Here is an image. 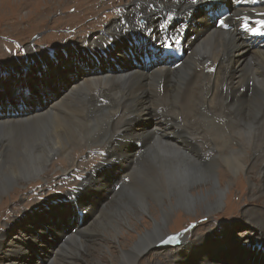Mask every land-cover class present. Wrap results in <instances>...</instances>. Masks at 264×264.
<instances>
[{
    "label": "bare ground",
    "instance_id": "bare-ground-1",
    "mask_svg": "<svg viewBox=\"0 0 264 264\" xmlns=\"http://www.w3.org/2000/svg\"><path fill=\"white\" fill-rule=\"evenodd\" d=\"M94 1L97 0H84V3L90 6ZM228 1L220 0L211 5L208 11L216 5H231ZM255 1H259L260 6L254 7ZM109 3L112 4L111 1ZM209 3V0H134L130 10L122 12L101 33L87 30L84 42L69 44L64 54H57L55 63L51 60L52 66L48 65L50 61L36 57L33 61L36 69L42 65L45 67L33 73L41 70L39 73L43 75L42 78L50 80L48 83L40 85L16 80L10 76L13 72L6 75L8 79L0 77V87H6L16 80L21 90L29 89L27 93L38 98L40 106L32 111L26 109L15 120L8 119L7 114L0 116V152H3L10 138L15 137L16 141L18 136L17 142L21 145L19 150L13 151V157L9 156V160L0 158V196L11 187H20V181L39 178L47 170L51 157L59 151L61 154L55 161H63L66 169L68 164L70 169L75 165V169L78 168L75 160L82 155L79 150H95L98 144L104 149L101 158L87 159L80 166L90 168L93 163L102 161L91 174L83 173L81 187L66 193L67 206L64 209L55 208L60 223L67 224L74 217L78 229L76 233L64 234L65 240L57 244L63 251L71 248V245L75 246L74 252L67 255L59 252L60 258L65 259L60 264L82 261L85 264H140L142 254L156 248L168 235L171 216L177 209H184L195 219L203 217L200 224L211 226L216 221H227L214 219L210 224L206 215L210 217L221 211L224 201L229 200L226 190L232 188L228 180L233 179L238 183L236 187L245 191V178L249 182V189L260 188L264 192V165L260 168V186L255 184L252 175L249 176L254 166L250 167L244 151L246 147H254L255 159L264 161V40L259 38L261 44L256 46L237 28L227 31L216 28L210 24L207 14L200 16L205 26L194 28L190 23L199 19L197 15L201 13V5ZM246 4L253 8L245 9L264 15V0H246ZM81 9L78 6L73 19L79 20L89 13ZM187 12H194L190 19ZM174 15L186 16L187 31H196L201 39L199 42L189 41L191 53L186 56L184 64L171 67L158 59L151 62L149 72L138 68L119 72L124 67L127 49L142 51L144 47L143 42L133 40L136 38L133 33L129 37L124 30L143 27L154 31L163 23L162 19ZM110 34L107 39L111 43L106 44L107 51L103 38ZM50 39L54 40L52 37ZM65 40H55L59 42L54 43L53 48ZM155 50L147 48V51ZM2 53L0 51V57ZM204 54L210 60L207 61ZM75 65L86 67L89 71L83 73L85 75H81V72L70 74V69ZM17 68L20 69V66ZM48 68H51L49 78L45 76ZM30 70L33 71V68ZM59 76L63 80H58ZM27 83H31L32 88ZM20 102L23 103L22 100L12 103L16 105ZM153 116L159 118L156 124L149 122ZM160 123L165 124L166 128L159 129L157 124ZM158 131L163 134L160 135ZM143 163L149 164V170L141 167ZM219 166L222 168L217 175L215 169ZM140 167L147 173L139 175ZM222 182L226 183L223 185ZM58 189L55 191L60 192ZM94 195L103 198V202L100 203L98 198L92 199ZM31 200L32 197L24 204L17 200L20 210L32 205ZM77 203L79 207L72 215ZM102 204L104 207H101ZM81 209L89 212L88 221L85 215L79 213ZM109 209L108 216H105ZM200 210L203 214L196 217ZM144 213L147 214L145 218ZM44 223V219L33 220L21 237L24 244L10 248L12 250L5 253L6 257L0 256V264H41L25 247L40 248L44 245L40 243L49 244L51 235L45 232ZM254 223L257 226L255 235L244 240L245 247L233 250V253L226 252L234 261L239 259L237 264H243L242 258L245 264H264V225H261L264 221ZM92 225L99 230L94 237L105 242L98 243L95 248L101 249L98 256L88 258L79 249H89L86 244L88 237H93L90 230ZM5 226V229L3 225L0 228V252L4 250L9 236L5 231L9 224ZM47 226L53 230L51 232H57L52 224ZM196 240L190 238L185 241L183 248L187 251L177 254L180 264L182 260L188 262L185 264H212L214 253L205 245H212V242L204 243L203 235ZM182 241L184 243L176 234L172 244L177 245ZM229 243L228 240L223 246ZM108 245H113V250L109 251V255L106 252L107 259L102 260ZM195 245L200 246V252H193ZM50 248H53L52 253ZM54 248L51 245L47 249L50 253L48 259L53 263L56 256ZM159 250L165 254L163 249ZM25 253L30 260L24 256ZM111 255L112 260L109 258ZM157 264L163 263L159 260Z\"/></svg>",
    "mask_w": 264,
    "mask_h": 264
},
{
    "label": "rangeland",
    "instance_id": "rangeland-1",
    "mask_svg": "<svg viewBox=\"0 0 264 264\" xmlns=\"http://www.w3.org/2000/svg\"><path fill=\"white\" fill-rule=\"evenodd\" d=\"M110 1L112 2V4L109 3ZM133 1L134 0H97L93 2L94 4L92 3V5L89 6V4L84 3V0H0V51L3 52L2 56L0 57V77L5 76L7 78L6 75H10L9 72H13V75L10 76H14L16 80L30 81L40 85L48 83L50 80L42 78L43 75L39 73L41 70L38 71V73H33L38 69L45 67V65H42V67H38L36 69V66H34L35 63L33 62L36 57L40 56L42 59L50 61L48 65L52 66L53 62L51 60H53L55 63V61L58 59L57 54H60L61 52L62 54H64L65 50L68 49L69 44L84 42L87 38V30L92 29V31L94 32L101 33L105 27L108 28V25L111 22L117 20V17H119L122 12L130 10V4ZM148 4L150 5V1L148 2ZM78 6H81V11L89 12H85V14H87L80 17L79 20L78 18H72V16L76 14V12H78V10L76 11V9H78ZM99 18L101 19L99 20ZM60 36H62V38L58 39ZM69 36H71L70 39L65 40ZM109 36H111V34L103 38L104 46L107 43H111V41L107 39ZM131 36L133 35L129 34V37ZM51 37L54 38V40H51ZM55 40L65 41H61L62 44H58V46H54L53 48V44L57 42ZM105 49L107 50L106 46ZM127 52L130 59L137 66H145L141 62V53L134 50L132 52L130 48L127 49ZM204 55L207 61L210 60V57L207 54ZM130 59L125 57V60L123 62L124 67L132 66V61ZM64 63L62 64L63 68L65 66ZM68 63L69 61H67V64ZM183 64L184 62L180 66H182ZM17 66H20V69L17 68ZM31 67L33 68V71L30 70ZM50 71L51 68H48V71L45 75L48 78ZM87 71H89L88 68L75 65L70 69V74L75 75L76 72H81V75H85L83 73ZM28 73H31L30 76H27ZM16 80H13V82L6 85V87H0V116L4 115L7 110L11 109L14 105L12 102H16L17 100H22L23 103L20 102L19 104L17 103L14 106V114L20 112L21 110L23 112L26 109L32 111L34 109H32L31 106L38 105V98L32 96L31 94H26L27 90L29 92V89L21 90L19 86L20 83L16 82ZM58 80H63L62 76H59ZM27 84L31 87V83ZM53 85H56V83H53ZM46 103L47 100L44 102V104ZM7 117L8 119L15 120L17 118H20L21 114L19 113L18 115H13L11 117L7 114ZM158 119V117L153 116L149 119V122L156 124V121ZM157 125L161 130L166 128V125L163 123ZM228 129L230 130V127H228ZM158 133L160 135L163 134L162 131H158ZM170 133H172L171 129ZM235 138L237 139V136H235ZM14 141L15 137L10 138L9 142L6 143L7 146L5 147V149H2L3 152H0L1 160H9L11 157H13V151L19 150L21 145L17 142L18 136H16V141ZM232 145L233 142L231 143V147ZM70 146H73V144H71ZM75 148L73 151L76 150ZM253 148L254 147H246L244 149L248 157L247 161L249 160L248 164H251L250 167L254 166L255 169L250 170L249 176L252 175L251 177L255 184L257 183L258 185L262 186V176H260V168L262 165H264V161H262L261 158L255 159ZM103 151L104 149L100 144L96 146L95 150L87 152L86 149L79 150L78 152H81L82 155L79 159L75 160V162L78 163V168L75 169V165L70 169V164H68V168L66 169L67 165H63V161H61L60 163L56 162L57 157H59L61 154V152L59 151L56 153V155L54 154L51 157V160L49 162L50 164L48 163L49 166L47 167V170H45V173L43 171L39 178L35 179V181H20V187L16 186L14 189L13 187H11L7 193H4L0 196V228L3 225L4 228H2L5 229V225L9 224V227L5 230L8 231L9 236L4 246V250L0 252V256L6 257L7 254L5 253H9L12 250H10V248L15 249L24 244L21 237L24 236V232L26 231L27 226H30L32 221L35 219H44L45 223L42 224V226L44 227L45 232L49 236L51 235V241H48L49 244L40 243L44 244L43 247L40 248L28 246L25 247L26 249L30 250V253H32L34 260H39L41 264H60V262H64L63 260L65 259L62 260L60 258L59 252L64 255H67L69 252H74V245H71V248L65 250L66 252L63 251V249H59V247H57V244L62 243L64 239L58 232H51L53 230L47 225L52 224L54 227L53 229L57 231V226L60 223V216L56 213L55 208L58 206L61 209H64L67 206L66 201L68 200V197H66V193H68L69 190L81 187L82 185L80 186V184H83V173L91 174V172L96 167H99L102 161L93 163L90 168H87V165H85L84 167H80L83 162L91 158H101ZM53 161H55V164L53 163ZM141 167L147 170H149L150 168L148 163H143ZM141 167L139 170V175L147 173ZM221 168L222 166H219L215 169L217 175H219L218 171ZM244 174L246 175L245 172ZM238 176L239 174L234 177L237 178ZM220 179L223 180L222 178ZM228 182L231 183L232 188L226 190V196L228 195L229 200L227 199L224 201L221 211L212 214V216L210 217H207L206 215V218L210 219V224L213 223L214 219H227L226 222L222 223L220 221H216L211 226H202V224H200V220H204L203 217H200V219H195L184 209L179 208L171 216L169 226L167 228L168 235L156 245V248L150 249L149 251L142 254V256L140 257V264H157V261L159 260L160 263L162 262L163 264H180V259L177 257V254L182 251H187V249L183 248L185 241L190 238L196 240L199 235H203L204 243H208L209 241L212 242V245L205 244L208 245L209 249H212V252L214 253L212 264H214V262H220L218 264H237V261L239 259L234 261L227 256L226 252L233 253V250L243 249L245 247L244 240H247L246 238H251L255 235L257 226L254 225V222L262 223L264 221V192L260 188L257 190L249 189V182L245 178V191L237 188L236 186L238 185V183L234 182L233 179H231V181L228 180ZM225 183L226 182H222L223 185ZM17 187L18 189H16ZM57 187H59L58 190H60L61 194L60 192L55 191L57 190ZM47 192L49 193L47 194ZM30 197H32L31 201H33V204L30 206H26L20 210L17 200H19L20 204H24L28 202V199ZM96 198H98V201L100 203L103 202V198H100L98 195H94V198L92 199ZM73 199L75 198H70V200ZM230 200H232L231 203L229 202ZM113 202L114 201H111V203ZM101 207H104V204H102ZM110 210L111 209L107 210L105 216H108ZM61 212H63V210L59 213ZM200 212L201 210L196 217L203 214L202 212ZM71 214L73 215V213ZM145 214L146 213L143 214V218L147 216V214ZM71 220L73 221L74 217L72 219H69V221ZM90 230L93 232V237L91 239L88 237L87 239L86 245L89 246V249L88 247H84L80 248L79 250L81 251V254L83 253L85 255V257L93 258L101 253V249H95L97 248L98 243L104 244L105 240H101L99 237L98 239L94 237V234L99 231L97 227H94V225H92L90 226ZM171 233L179 234L180 237L184 240V243L183 241L177 245L166 243ZM54 239L57 240L55 241ZM228 240L230 243L223 246L227 243ZM199 244H201V242H199ZM51 245L55 247L53 251L56 254L54 263L52 260L48 259L49 254L52 253L51 249L53 248H50V253L49 251H47V249H49ZM219 245L221 246V248H219ZM199 247V245L193 246V252H200L201 249ZM159 249H163L165 254L161 253ZM87 250L88 253L86 252ZM111 250H113V245H108V250H104V255L101 257V259H107L106 252L108 254ZM39 251H41V253L43 254L44 259L42 258ZM158 254L165 258H161ZM27 255V253L24 254V256L28 257ZM113 255L109 257L111 260L113 258ZM194 256L197 257L198 255L194 254ZM222 258L226 259L227 261H222ZM28 259L30 260V256L28 257ZM84 262H76L75 264H85ZM245 262V259L242 258V263L245 264ZM185 263L188 262L184 260L181 261V264Z\"/></svg>",
    "mask_w": 264,
    "mask_h": 264
},
{
    "label": "snow or ice",
    "instance_id": "snow-or-ice-1",
    "mask_svg": "<svg viewBox=\"0 0 264 264\" xmlns=\"http://www.w3.org/2000/svg\"><path fill=\"white\" fill-rule=\"evenodd\" d=\"M219 24L221 27H228V24L226 23L225 20H219ZM169 239H175L174 237H170Z\"/></svg>",
    "mask_w": 264,
    "mask_h": 264
}]
</instances>
